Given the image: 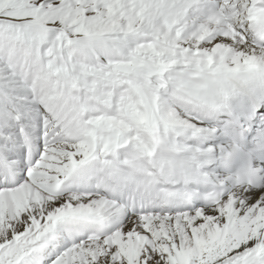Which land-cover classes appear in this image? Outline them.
Here are the masks:
<instances>
[{"label": "snow or ice", "instance_id": "6c2138e0", "mask_svg": "<svg viewBox=\"0 0 264 264\" xmlns=\"http://www.w3.org/2000/svg\"><path fill=\"white\" fill-rule=\"evenodd\" d=\"M0 264H264V0H0Z\"/></svg>", "mask_w": 264, "mask_h": 264}]
</instances>
